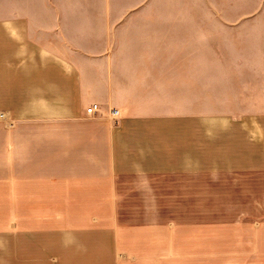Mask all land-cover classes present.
I'll use <instances>...</instances> for the list:
<instances>
[{"label": "crops", "instance_id": "1", "mask_svg": "<svg viewBox=\"0 0 264 264\" xmlns=\"http://www.w3.org/2000/svg\"><path fill=\"white\" fill-rule=\"evenodd\" d=\"M0 264H264V0H0Z\"/></svg>", "mask_w": 264, "mask_h": 264}, {"label": "built area", "instance_id": "2", "mask_svg": "<svg viewBox=\"0 0 264 264\" xmlns=\"http://www.w3.org/2000/svg\"><path fill=\"white\" fill-rule=\"evenodd\" d=\"M100 108L99 105L98 106H93L91 108L88 109V114L94 115V114H98ZM115 113V111L112 112V114Z\"/></svg>", "mask_w": 264, "mask_h": 264}]
</instances>
